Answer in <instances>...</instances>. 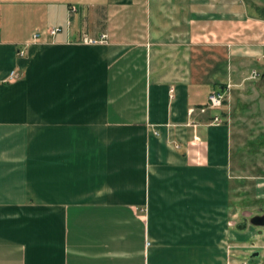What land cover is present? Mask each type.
Segmentation results:
<instances>
[{
    "label": "crops",
    "instance_id": "0c3cea01",
    "mask_svg": "<svg viewBox=\"0 0 264 264\" xmlns=\"http://www.w3.org/2000/svg\"><path fill=\"white\" fill-rule=\"evenodd\" d=\"M254 61L263 0H0V264L244 261L226 102L200 110Z\"/></svg>",
    "mask_w": 264,
    "mask_h": 264
},
{
    "label": "rangeland",
    "instance_id": "374dc122",
    "mask_svg": "<svg viewBox=\"0 0 264 264\" xmlns=\"http://www.w3.org/2000/svg\"><path fill=\"white\" fill-rule=\"evenodd\" d=\"M248 69L250 74L242 75L225 104L233 130L232 172L237 177V186L232 193L231 220L236 226L238 245L254 243L251 250L239 249L237 252L247 253L245 260L264 264V227L251 223L253 217L264 215V63L254 61ZM252 69L260 72L258 79L250 78Z\"/></svg>",
    "mask_w": 264,
    "mask_h": 264
},
{
    "label": "built area",
    "instance_id": "2783aa9c",
    "mask_svg": "<svg viewBox=\"0 0 264 264\" xmlns=\"http://www.w3.org/2000/svg\"><path fill=\"white\" fill-rule=\"evenodd\" d=\"M61 31L60 28L56 27V28H51L48 30V34L49 35H56ZM38 35H35V37ZM83 44L86 45H97V44H106L108 43L106 36L97 38V39H93V38H88V37H84L83 40L81 41ZM28 44H26L25 47H27ZM25 47L19 51L18 55L20 56H24L26 54V50ZM260 77V73L257 70H254L250 76L251 79H258ZM22 78V74L18 69H15L11 72V74L9 75V78L7 80V82L9 83H15L18 80H20ZM232 88L231 85H228L227 90L230 91V89ZM228 92L226 91H219V92H212L209 97H208V104L202 108L200 110L201 113H206L207 110H220L223 108L227 98H228ZM171 94H173V90H171ZM195 112L194 109L190 110V114H193ZM223 122V118L220 116H215L212 123L213 124H221ZM237 264H257V263H253L249 260H244L241 261Z\"/></svg>",
    "mask_w": 264,
    "mask_h": 264
},
{
    "label": "water",
    "instance_id": "95a60500",
    "mask_svg": "<svg viewBox=\"0 0 264 264\" xmlns=\"http://www.w3.org/2000/svg\"><path fill=\"white\" fill-rule=\"evenodd\" d=\"M251 223L255 226H261L264 227V215L262 216H255L252 218ZM258 254L256 253L255 256Z\"/></svg>",
    "mask_w": 264,
    "mask_h": 264
}]
</instances>
